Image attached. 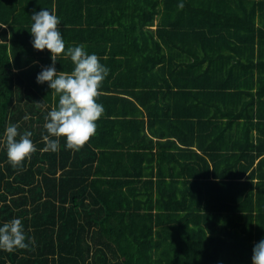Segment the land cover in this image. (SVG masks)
Returning a JSON list of instances; mask_svg holds the SVG:
<instances>
[{"label":"trees","instance_id":"1","mask_svg":"<svg viewBox=\"0 0 264 264\" xmlns=\"http://www.w3.org/2000/svg\"><path fill=\"white\" fill-rule=\"evenodd\" d=\"M42 8L66 48L108 69L96 134L78 151L63 137L44 150L58 96L36 83L53 63L31 43ZM9 124L36 148L16 167ZM13 218L28 248L0 250V264H252L264 238V0H0V224Z\"/></svg>","mask_w":264,"mask_h":264},{"label":"clouds","instance_id":"2","mask_svg":"<svg viewBox=\"0 0 264 264\" xmlns=\"http://www.w3.org/2000/svg\"><path fill=\"white\" fill-rule=\"evenodd\" d=\"M178 7L182 8L180 3ZM31 43L35 50L47 49L53 63L41 69L36 76L37 84H44L58 96V104L45 117L47 135L46 151L56 152L59 138L63 137L65 147L80 150L95 136L97 121L101 118L104 108L97 102L99 89L108 75V69L99 62L95 53L89 54L83 45L69 46L59 29L60 18L50 9L42 8L31 15ZM70 58L73 70L70 73L58 72L55 68L57 58ZM6 155L13 167L21 165L36 151L32 133H18L16 124L5 128ZM19 136V139L17 137ZM17 248H28L22 222L13 218L0 224V250L13 252ZM252 264H264V238H261L252 249Z\"/></svg>","mask_w":264,"mask_h":264},{"label":"crops","instance_id":"3","mask_svg":"<svg viewBox=\"0 0 264 264\" xmlns=\"http://www.w3.org/2000/svg\"><path fill=\"white\" fill-rule=\"evenodd\" d=\"M21 9V8H20Z\"/></svg>","mask_w":264,"mask_h":264}]
</instances>
